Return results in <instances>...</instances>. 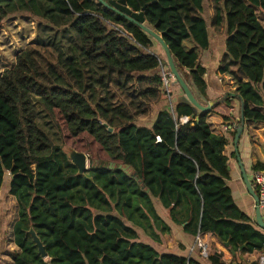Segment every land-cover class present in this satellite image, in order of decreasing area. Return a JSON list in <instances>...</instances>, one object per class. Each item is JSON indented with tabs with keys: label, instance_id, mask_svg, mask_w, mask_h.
Listing matches in <instances>:
<instances>
[{
	"label": "trees",
	"instance_id": "16d2710c",
	"mask_svg": "<svg viewBox=\"0 0 264 264\" xmlns=\"http://www.w3.org/2000/svg\"><path fill=\"white\" fill-rule=\"evenodd\" d=\"M126 1L138 13L147 6L146 26L203 96L202 54L210 30L223 27L226 55L217 69L223 95L214 107L238 102V126L242 118L264 125V25L257 15L264 0ZM19 13L40 19L50 37L38 38L0 76V190L7 180L18 205L14 264H199L161 255L145 242L144 235L158 243L159 233L171 234L166 218L191 236L245 246L243 253L264 249V231L228 185L225 152L236 132L231 140L215 135L207 123L212 111H198L185 96L168 103L150 126L139 122L165 94L166 54L153 37L98 0H0V26ZM67 33L74 43L63 42ZM38 104L61 143L41 126ZM68 147L89 155L84 175ZM252 171L264 172V164Z\"/></svg>",
	"mask_w": 264,
	"mask_h": 264
},
{
	"label": "crops",
	"instance_id": "0c3cea01",
	"mask_svg": "<svg viewBox=\"0 0 264 264\" xmlns=\"http://www.w3.org/2000/svg\"><path fill=\"white\" fill-rule=\"evenodd\" d=\"M225 38L223 27L219 30L213 28L210 30V47L203 52L201 58V63L207 71L205 75V101L201 100L199 96H196L198 101L205 106L213 103L212 113L207 117V123L212 132L215 135L225 136L231 140L232 134L237 132L239 127L237 125V120L239 118V103L236 102L233 107H228L225 104H221L216 108L214 107L215 102L223 95L217 69L224 61L226 55ZM167 69L168 67H162L161 72ZM190 88L192 89V87ZM183 96L184 92L180 86L174 82L170 87V94L162 95L160 101L155 103L146 115L139 117V122L143 125L150 126L155 121L157 114L161 110L167 108L169 105L168 103L176 102L178 98H183ZM224 116L229 117V120L226 121ZM246 125L245 121V126ZM243 132L239 141V156L248 179L255 190L252 180L254 174L252 167L257 163L264 164V125L248 124L247 128L244 127ZM234 139L231 145L226 148L225 152V155L229 157L231 171V180L228 182V185L232 190L234 200L239 208L252 219L259 230L264 231L256 222V203L254 198L247 191L244 183L243 174L235 152ZM233 152L235 153L234 158L232 157ZM255 192L257 193L256 190ZM161 215L166 218L167 212H162ZM262 215L264 220L263 212ZM164 220L167 222L168 226H170L171 234L162 235L159 233L160 241L158 243L144 235L145 242L151 244L161 255L171 254L178 257L191 258L199 264H216L209 258H215L217 261H220L221 264H260V258L264 256V249L251 253H243L245 246L236 250L231 245L227 247L224 245L225 243L220 242L214 236L206 234L202 235V239L207 244L209 251V257L205 258L202 256L201 249L197 245L196 237L187 234L183 227L174 225L167 218ZM17 221L18 217L12 226V232Z\"/></svg>",
	"mask_w": 264,
	"mask_h": 264
},
{
	"label": "rangeland",
	"instance_id": "374dc122",
	"mask_svg": "<svg viewBox=\"0 0 264 264\" xmlns=\"http://www.w3.org/2000/svg\"><path fill=\"white\" fill-rule=\"evenodd\" d=\"M213 12V10L211 11ZM214 13V12H213ZM258 18L264 25V13L257 10ZM40 19L29 15L28 13L13 14L0 26V76L6 69H11L16 64L17 56L27 47L38 42L41 36L47 38L48 31H45L39 25ZM62 32H58V37H61ZM62 42V41H58ZM63 42L74 43L75 38L71 33L64 35ZM61 47V44H59ZM155 49L160 47L155 43ZM142 88V86L140 87ZM139 90V87H133ZM117 90L114 89V92ZM129 91H125L127 94ZM38 113L41 126L50 135L55 144L61 143L60 136L57 129L49 120L43 119L46 116L42 106L38 104ZM41 115L43 116L41 118ZM41 118V119H40ZM66 151L71 155L76 150L73 148H66ZM77 152V151H76ZM85 154V153H84ZM88 156L89 160V155ZM98 163H109L98 161ZM10 176V174H7ZM8 182L5 181L4 187L0 190V264H14L13 253L18 251L14 244V237L12 226L18 217V206L14 197L10 196L7 191Z\"/></svg>",
	"mask_w": 264,
	"mask_h": 264
},
{
	"label": "water",
	"instance_id": "95a60500",
	"mask_svg": "<svg viewBox=\"0 0 264 264\" xmlns=\"http://www.w3.org/2000/svg\"><path fill=\"white\" fill-rule=\"evenodd\" d=\"M98 1L102 5H104L106 8H109V9L115 11L121 17H123L126 20H128L129 22L137 25L141 30H143L144 32L149 34L151 37H153L158 42V44L162 47V49L164 50V52L166 54V60L162 62V67H168V69L170 70V72L173 75L174 82L180 86V88L184 92V96L186 97L187 101L200 112H203V113H210L211 112L212 107H213V103L205 106L198 101L197 96H199L200 99L203 101H205V97L200 94V91L195 86L192 88L194 92L192 91L190 86L186 83V81L180 75V73L176 67V64L174 62L171 51H170L169 47L167 46V44L164 42V40L162 39V37L160 35L156 34L154 31H152L150 28H148L146 26L144 14H145V11L147 9V6H144L142 8L141 12L138 13V12H134L128 6L126 0H118V1H116V0H107V1L98 0ZM153 3H157V2L155 1ZM244 127H245V119L242 118V124L238 127L237 132H236V136L234 139V147H235V152H236V155L238 158L237 160H238V163L240 165V168H241V171L243 174V180H244V183L246 185L247 191L254 198L255 203H256V222H257L258 226L264 230V220H263L262 211L259 207V197H258L257 193L255 192V190L253 189L250 180L248 179V176L244 170V167L242 165V162H241V159L239 156V150H238L239 141H240V138H241L242 133L244 131ZM66 153H67V151H66ZM67 155L71 159L72 163L78 168L80 175H84L88 171L89 160H88V156L86 154L79 153V152L75 151L71 155H69L68 153H67ZM100 167L110 168V169L118 168V169H123L125 171H128V169H129L128 167L116 166L113 163H101ZM30 234L33 238L34 243L36 244V246L39 249L40 255L43 258H46L47 255L45 252V248H44V245L42 244L40 238L37 236L36 232L33 229L30 230ZM224 245L229 247L230 243L227 242Z\"/></svg>",
	"mask_w": 264,
	"mask_h": 264
},
{
	"label": "built area",
	"instance_id": "2783aa9c",
	"mask_svg": "<svg viewBox=\"0 0 264 264\" xmlns=\"http://www.w3.org/2000/svg\"><path fill=\"white\" fill-rule=\"evenodd\" d=\"M161 79L164 85L165 94H170V87L174 83L172 73L169 70H163L161 74ZM188 120V118H183L182 122L187 123ZM252 180L254 188L257 191V195L259 197V207L264 213V172H254ZM196 242L199 248L201 249L202 256H204L205 258L209 257L208 246L203 241L201 235H198L196 237ZM260 264H264V256L260 258Z\"/></svg>",
	"mask_w": 264,
	"mask_h": 264
}]
</instances>
